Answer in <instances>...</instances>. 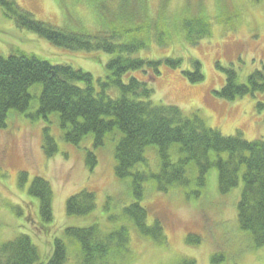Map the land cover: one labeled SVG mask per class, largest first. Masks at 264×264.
<instances>
[{"label": "rangeland", "instance_id": "1", "mask_svg": "<svg viewBox=\"0 0 264 264\" xmlns=\"http://www.w3.org/2000/svg\"><path fill=\"white\" fill-rule=\"evenodd\" d=\"M14 1L39 22L74 33L83 29L92 36L108 32L110 26L105 18L120 15L125 5L132 10L139 3L146 6L152 26L151 43L137 56L147 61H164L160 76L152 84L155 104L176 106L187 116L198 114L209 128L225 137L240 133L248 142L264 139V92L236 101L216 95L225 85V70H235L241 84L247 83L252 73L263 70L264 0ZM159 28L164 37L161 43L156 38ZM202 28L208 32L204 38L200 36ZM20 52L53 65H70L106 83L110 55L57 47L35 33L18 28L0 8V57ZM176 58L181 60L176 68L165 62ZM192 60L201 64L202 82L192 83L185 74H192ZM129 77L148 79L142 72H132L124 77V83H128ZM35 107L29 115L36 113V104ZM29 115L11 113L6 126L0 129V249L26 234L44 262L59 239L67 247L65 264H83L79 244L66 231L98 224L105 232L127 226L128 249L119 264H180L184 260L215 264L214 258L221 261V257L224 260L219 264H264V246L257 247L252 235L241 230L238 222L242 185L222 195L216 170L207 175V186L198 198L192 196L193 186L186 189L175 186L161 193L152 180L145 183L141 205L148 211V225L158 220L164 227V241L158 244L140 235L129 216H125L135 197L131 179L119 180L115 174L117 140L109 137L103 148L94 151L96 164L90 169L86 156L92 150V136L72 145L64 139L56 116L45 121ZM46 135L56 144V154L52 157L45 152ZM155 153L156 150L147 153L146 170L153 174L160 169ZM37 177L47 180L52 187L50 224L41 221L39 201L29 195ZM82 192L95 196V213L85 217L67 216L68 199Z\"/></svg>", "mask_w": 264, "mask_h": 264}, {"label": "trees", "instance_id": "2", "mask_svg": "<svg viewBox=\"0 0 264 264\" xmlns=\"http://www.w3.org/2000/svg\"><path fill=\"white\" fill-rule=\"evenodd\" d=\"M0 8L18 28L35 33L57 47L73 52L100 51L111 56L106 64V83L70 65H53L27 53L0 57V129L6 126L11 113L29 115L36 104V113L29 117L46 121L56 116L67 143L79 145L92 136V150L86 156L90 169L96 164L94 151L103 148L109 137L117 140L115 174L119 180L131 179L135 197V202L125 210V216H129L140 235L158 244L164 241V227L158 220L148 225V211L141 205L145 183L152 180L161 193L175 186L183 189L193 186L192 196L198 198L207 186V175L216 170L222 195L242 185L237 206L240 228L252 235L257 247L264 246V139L248 142L240 133L225 137L209 128L198 114L187 116L176 106L155 104L152 84L160 76L164 61H147L137 56L151 43L152 26L146 6L139 3L132 10L125 5L120 15L105 18L109 31L95 36L83 29L74 33L39 22L14 0H0ZM203 30L199 33L204 38L208 32ZM156 31L157 43L163 42V31L161 28ZM165 62L176 68L181 60ZM192 69V74L185 73L189 80L202 82L200 62L192 60ZM225 71V85L216 92L220 99L236 101L264 92V68L252 73L245 84L240 83L235 70ZM132 72H142L148 79L141 81L129 77L128 83H124V77ZM45 146L48 157L56 154V144L48 135ZM149 150H156L158 173L146 170ZM29 195L39 201L41 221L52 223L50 183L35 178ZM96 207L93 193L82 192L68 199L67 216H89L95 213ZM66 235L79 244L83 264H119L126 255L130 239L127 226L105 232L98 224L67 229ZM40 257L31 237L26 234L0 249V264H65L67 247L62 240L56 239L50 257L44 262ZM222 260V257L221 261L214 258L213 262L219 264ZM180 264L196 262L184 260Z\"/></svg>", "mask_w": 264, "mask_h": 264}]
</instances>
